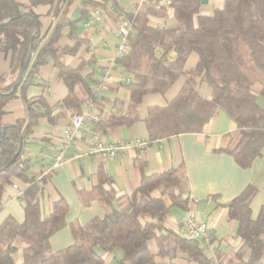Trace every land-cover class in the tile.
<instances>
[{
  "label": "trees",
  "instance_id": "1",
  "mask_svg": "<svg viewBox=\"0 0 264 264\" xmlns=\"http://www.w3.org/2000/svg\"><path fill=\"white\" fill-rule=\"evenodd\" d=\"M72 1L0 0V52L12 55L8 74H0V203L5 187L14 178L28 186L24 191L25 221L19 224L7 218L0 226V264H18L14 256L17 240L27 244L20 264H103L98 249L121 251L118 264H158L148 246L153 240L160 247V255L167 254V241L171 240L179 252L196 264H264V207L253 218L251 204L257 194L255 187L248 186L240 196L223 205L229 219L237 223L242 244L231 261L214 262L199 241L172 232L159 234L158 228L171 209L188 212L192 201L181 191L177 170L147 175V162L143 159L135 161L139 184L119 209L114 208L115 194L105 190L111 180L100 168L99 184L94 192L105 208L104 217L85 226L73 222L70 224L73 245L57 253L51 250L50 238L66 226L68 204L60 199L54 204L53 213L43 217L39 201L42 187L29 175L30 163L22 160V152L24 141L39 120L47 118L54 125L60 116H52V108L42 97L29 99L28 90L51 57L68 89L64 111L81 114L85 98L96 101L89 77L82 74L88 63L72 68L62 63L61 57L78 52L84 42L77 36L79 24L92 11H108L109 4L118 9L116 0H81L80 16L73 21L68 16ZM40 6H57L56 21L47 36L40 34L39 16L34 12ZM202 6V0H172L169 10L173 11L176 25L166 29L153 26L150 17L165 18L167 9L145 6L137 14L125 13L133 21L134 29L128 55L121 63L124 71L132 76L126 85L129 100L120 101L127 106V114L112 112L98 126L104 131L133 126L141 121L136 109L145 96L164 95L181 76L189 75L185 86L168 106L148 109L143 121L148 140L156 142L182 134H200L218 112L224 111L237 128L228 147L221 152L231 155L240 167L247 169L264 151V108L258 103L259 97L264 98V0H224L223 7L211 15H201ZM66 28H70V37L77 43L73 48L61 49L59 42ZM171 53L178 56L174 66L166 61ZM193 53L199 56V62L187 72L185 65ZM197 79L212 89L210 99L202 98L197 92ZM15 99L21 100L26 117L14 125L4 126L2 118L6 108ZM21 144L20 155L13 160ZM164 196L170 198V206L163 200Z\"/></svg>",
  "mask_w": 264,
  "mask_h": 264
},
{
  "label": "crops",
  "instance_id": "2",
  "mask_svg": "<svg viewBox=\"0 0 264 264\" xmlns=\"http://www.w3.org/2000/svg\"><path fill=\"white\" fill-rule=\"evenodd\" d=\"M116 1L118 9L113 4H109L108 11L98 9L101 12L100 24L93 28L85 27L86 20L79 24L77 36L84 40L82 46L76 54L61 57L62 63L72 68L88 63L82 74L84 77H89V85L97 98L94 101L103 119L112 112L127 114V106L120 104V101L126 103L129 100L126 85L132 79V76L124 70L115 69L111 71L110 80L106 84L103 82V71L112 62L119 42L115 37V30L120 24V16L133 12L137 3V0ZM80 4L81 0L72 1L68 9V16L71 19L75 12H79ZM223 4L224 0H209L208 6L210 5L211 9L202 6L201 15H211L215 9L222 8ZM56 9L57 6H40L34 9L39 16V31L42 36H47L53 29ZM150 22L159 29L176 25L172 10L167 12L165 18L150 17ZM76 43L77 40L70 37V28L64 29L59 47L61 49L73 48ZM11 58V53L0 52L1 75L8 74ZM177 58L176 53H171L166 61L170 66H174ZM198 62L199 56L193 53L184 70L191 71ZM188 78L189 75L181 76L164 95L145 96L136 109L141 121L133 126L104 131L99 128V123L86 119V136L77 142L79 154L89 151L94 135H98L105 143L137 138L148 140L147 130L143 123L148 116V109L154 106H168L185 86ZM196 90L202 98L210 99L212 96V89L200 79H197ZM27 95L29 99L42 97L45 104L52 108V116H60L54 125L50 124L47 118L39 120L33 133L24 141L22 160L29 161V175L37 181L48 171L53 162L51 144L60 140L63 130L69 126L74 116L63 109V101L68 95V89L59 78V71L54 66V60L51 57L47 58L45 65L40 69L35 84L28 90ZM89 99L91 97L84 99L83 111ZM258 103L264 108L262 96L258 98ZM38 108L44 111L42 107L38 106ZM25 117L26 112L21 100L15 99L7 106L2 123L4 126L14 125ZM236 128L237 124L224 111H220L200 134H182L167 140L150 142L144 149H135L122 158L107 162H102L97 157L68 161L57 171L44 176L38 182L42 187L39 201L43 217H48L53 213L54 204L60 199H64L68 204V211L65 215L66 226L50 238L51 250L57 253L73 245L74 238L70 228L73 222L85 226L96 218L104 217L105 208L94 192L99 184L98 171L100 168L111 180L105 185V190L115 194L114 208L119 209L139 184L140 176L135 161L143 159L147 162L145 170L147 175L172 169L177 170L181 191L192 201L188 212L172 208L170 215L159 226V234L167 235L172 232L185 238L179 231L178 221L188 215H194L206 222L212 233L213 241L210 249L200 242L207 256L213 258L217 252L219 253L218 262L231 261L242 243L237 235V223L229 219L228 211L223 205L240 196L248 186H253L257 189V194L251 204L253 218H257L264 207V151L252 167L247 169L240 167L231 155L221 152V149L228 147L230 137ZM72 156L73 153L70 151L67 157ZM13 185H17L18 190L13 189ZM27 187L17 178L5 187V194L0 203V226L7 218H12L19 224L25 221L24 191ZM162 191L163 188L160 189V193ZM21 192L23 194L19 196ZM163 200L168 206L171 205L168 196H164ZM14 246L15 260L20 264L22 251L27 244L17 240ZM148 246L156 256L158 264H196L191 262L185 254L179 252L171 240L167 241V254L164 256L160 255L161 250L156 241H150ZM98 253L103 264H118V260L122 257L121 251L105 252L98 249Z\"/></svg>",
  "mask_w": 264,
  "mask_h": 264
},
{
  "label": "built area",
  "instance_id": "3",
  "mask_svg": "<svg viewBox=\"0 0 264 264\" xmlns=\"http://www.w3.org/2000/svg\"><path fill=\"white\" fill-rule=\"evenodd\" d=\"M171 1L172 0H159L157 3L156 0H137L134 14H137L145 6H151L158 10H169ZM100 23L101 12L99 10H94L86 20L85 27L93 28ZM133 35V21L130 20L125 14H122L120 16V24L115 30V37L119 41L116 47V53L112 62L103 71V82L105 84L110 80V74L112 70H124V67L121 63L128 55V43ZM86 119H90L95 123H99L103 120L93 99H89L86 109L81 114H76L72 117L69 126L63 130L60 140L51 144L53 162L50 165L48 171L37 179V182H40L44 176L57 171L64 163L68 161L83 160L85 158L92 159L97 157L102 162H107L109 160L122 158L135 149H144L150 144L149 140L138 138L121 140L113 143H105L98 135H94L91 139L89 151L87 153L79 154L77 150V142L79 139L86 136ZM70 151L73 153L71 158L67 157ZM12 187L15 190H18L19 188L17 185H13ZM22 194L23 192H21L19 196ZM178 227L179 231L185 238L202 242L206 248L210 249L213 238L206 222L201 221L194 215H188L178 221ZM218 257L219 253L215 252L214 257L212 258L214 262H217Z\"/></svg>",
  "mask_w": 264,
  "mask_h": 264
},
{
  "label": "water",
  "instance_id": "4",
  "mask_svg": "<svg viewBox=\"0 0 264 264\" xmlns=\"http://www.w3.org/2000/svg\"><path fill=\"white\" fill-rule=\"evenodd\" d=\"M208 3H209V0H202V5H203V6L208 5ZM78 15H79V12H78V11L75 12L74 16L72 17V20L75 21L76 18L78 17ZM30 60H31V56L29 57V59H28V63L26 64V66L24 67V69H23V71H22L21 79H23L24 76H25V74H26L27 67H28V65H29ZM14 90H15V89H13L12 92H14ZM21 148H22V144L20 145V148H19L17 154L15 155V157L13 158V160H15V159L20 155ZM0 171H2V170H0Z\"/></svg>",
  "mask_w": 264,
  "mask_h": 264
},
{
  "label": "rangeland",
  "instance_id": "5",
  "mask_svg": "<svg viewBox=\"0 0 264 264\" xmlns=\"http://www.w3.org/2000/svg\"><path fill=\"white\" fill-rule=\"evenodd\" d=\"M203 7H204V6H203ZM205 7H206V8H209V7H210V9H211V6H210V5H209V6H208V5H205ZM206 8H204V9H206ZM204 11H206V10H204ZM257 88H258V86L255 87V91H257Z\"/></svg>",
  "mask_w": 264,
  "mask_h": 264
}]
</instances>
